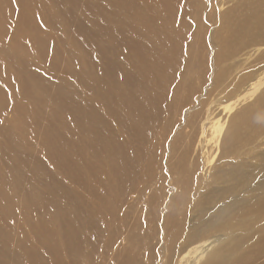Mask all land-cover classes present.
Listing matches in <instances>:
<instances>
[{
    "label": "rangeland",
    "instance_id": "obj_1",
    "mask_svg": "<svg viewBox=\"0 0 264 264\" xmlns=\"http://www.w3.org/2000/svg\"><path fill=\"white\" fill-rule=\"evenodd\" d=\"M239 163L264 166V0H0V264H174ZM238 190L225 264H264V188Z\"/></svg>",
    "mask_w": 264,
    "mask_h": 264
},
{
    "label": "bare ground",
    "instance_id": "obj_2",
    "mask_svg": "<svg viewBox=\"0 0 264 264\" xmlns=\"http://www.w3.org/2000/svg\"><path fill=\"white\" fill-rule=\"evenodd\" d=\"M260 82L261 78L251 84L252 88L249 89L247 87L243 90V94L240 93L242 95L238 94L232 100L227 101L225 106L232 107L233 103H237L241 99L240 97L257 90L255 87ZM206 123L208 124V116L205 121L202 122L203 128L206 126ZM115 150L116 149L113 148V151ZM121 157L119 159L124 162L127 160ZM238 165L239 167L237 169L235 165L228 172L221 173L219 179L225 181V184L203 195L199 201L202 204V202L208 200H214V202H216L215 199H223V203L220 206L218 204L219 207L216 206L217 208H213L212 206V208H204V210L201 211L198 218L199 221L195 223L191 230L192 237L196 238L197 235L206 228H215L214 231H216L218 237H207L199 240H197V238L196 240L193 239L178 252L174 264H216L214 262H217V264H225L227 262V256L225 254L245 239V230L258 215L255 214L247 219V216L240 211H246L249 206L256 205V201L253 197L243 195H240L241 197H234V195L238 196V186L239 188H264V166L251 169L244 167L241 163ZM214 202H211V204L213 205ZM238 205L245 206L247 209L244 210Z\"/></svg>",
    "mask_w": 264,
    "mask_h": 264
}]
</instances>
